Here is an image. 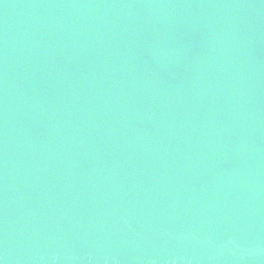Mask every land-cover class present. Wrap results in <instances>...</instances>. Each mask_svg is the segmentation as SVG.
Returning a JSON list of instances; mask_svg holds the SVG:
<instances>
[{"label": "water", "instance_id": "1", "mask_svg": "<svg viewBox=\"0 0 264 264\" xmlns=\"http://www.w3.org/2000/svg\"><path fill=\"white\" fill-rule=\"evenodd\" d=\"M0 264H264V0H0Z\"/></svg>", "mask_w": 264, "mask_h": 264}]
</instances>
